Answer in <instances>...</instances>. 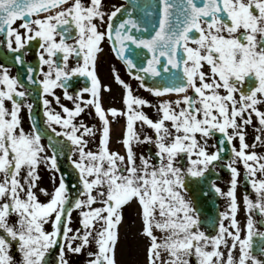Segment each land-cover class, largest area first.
Here are the masks:
<instances>
[{
	"label": "snow or ice",
	"instance_id": "snow-or-ice-1",
	"mask_svg": "<svg viewBox=\"0 0 264 264\" xmlns=\"http://www.w3.org/2000/svg\"><path fill=\"white\" fill-rule=\"evenodd\" d=\"M148 31L127 6L105 0H0V46L12 54L0 57V264H74L71 256L119 264L133 205L145 264H264V0H159L158 26L137 34ZM34 41L35 65L27 60ZM105 41L154 101L113 67L122 106L105 107ZM131 45L147 50L146 64L126 54ZM162 73L167 79L157 82ZM76 77L85 86L70 92ZM226 147L228 188L210 183L226 209L210 234L188 183L206 179ZM65 155L75 185L61 170ZM242 171L255 199L238 195ZM42 172L51 190L40 186Z\"/></svg>",
	"mask_w": 264,
	"mask_h": 264
},
{
	"label": "water",
	"instance_id": "water-1",
	"mask_svg": "<svg viewBox=\"0 0 264 264\" xmlns=\"http://www.w3.org/2000/svg\"><path fill=\"white\" fill-rule=\"evenodd\" d=\"M127 2L128 10L132 12V15L140 19L145 27L149 28L148 32L137 33L138 35H143L144 37L149 36L153 32V26H158V2L159 0H125ZM131 55L134 59V62L137 63V66L140 67L142 64H146V59L149 58L150 54L147 53V50L137 49L135 45H131L126 53ZM161 79H167V74L162 73L161 77L156 78V81L159 82ZM147 84L151 85L153 79L146 78L145 81ZM36 114L38 118H41V108H36ZM43 126V125H42ZM51 135V133L49 132ZM219 134H217L218 136ZM65 153L67 154L68 148H64ZM222 157L224 161H228L231 156L230 147H226L225 151L222 152ZM61 170L69 173L67 181L69 185H75L77 183L75 178V173L67 159V156L60 157ZM206 179L196 183H188V190L191 193V196L196 204L198 212L203 215H208L210 217V224L213 227L214 221L217 218V207H218V198L216 193L211 189L210 183L212 180L219 178V175L210 170L206 174ZM244 186L248 187L245 184ZM72 196L76 195V190L72 187L69 189Z\"/></svg>",
	"mask_w": 264,
	"mask_h": 264
},
{
	"label": "rangeland",
	"instance_id": "rangeland-1",
	"mask_svg": "<svg viewBox=\"0 0 264 264\" xmlns=\"http://www.w3.org/2000/svg\"><path fill=\"white\" fill-rule=\"evenodd\" d=\"M110 83H112V81ZM132 87L135 88L136 86L133 85ZM114 88L115 89L112 90V93L114 95L111 97L108 96L109 98L106 99V103L104 102L105 107L111 105V106H115V107L119 108L122 106L120 103V96L122 93V88L120 86H117V84L114 85ZM134 92H135V94H137V91H134ZM139 95L142 96L141 94H139ZM142 97L145 98V95ZM109 99H111V101ZM149 99H150V95H149ZM62 102L64 103L65 100L62 99ZM145 111L148 112V114L151 113L150 108H146ZM152 115L154 116V112ZM84 118L86 119L88 117L85 116ZM123 124H124L123 118H119V123H113L112 124V138H113V146L114 147H117L115 141H116L117 137H119V135L122 132ZM248 141H249V143L252 142V129H249ZM209 143H215L214 138L212 140H210ZM257 151H264V149H257ZM214 170L221 173L220 179L214 180V182L216 183L217 186H219L221 189L226 191L228 188V182L230 180V173L229 172H223L219 165H217ZM243 174L244 173L242 171L241 172V184L238 187V195L243 194L245 191L244 187L242 185ZM42 176H43V181H45V184H43L42 187H45V188H48L49 190H51L52 182L49 180L47 173L42 172ZM249 194L252 195V198L255 195V193L252 191V189H251V192ZM188 197L191 198L189 193H188ZM221 200H223V210L222 211H224L226 209V201L223 197H221ZM75 215L76 214L73 213L74 218H75ZM124 215H125L124 224H123L124 226L121 228V241H120V244L117 248L118 262H119V264H145V255H144V248H143L144 241L142 238H139L135 235L136 229L139 227V221H138V218L136 215L135 206L133 205L131 208H125ZM243 217H244V212H243V210H241L240 219L243 220ZM255 218H256V214H254V219ZM201 219L204 221V218L202 216H201ZM256 220H257V218H256ZM202 229L205 230L206 232L210 233V234H214L208 230V228L206 227L205 224L202 225ZM82 260H83L82 256H80L79 258L77 257L76 262L74 264H79L80 261H82ZM193 264H195V260H193Z\"/></svg>",
	"mask_w": 264,
	"mask_h": 264
},
{
	"label": "flooded vegetation",
	"instance_id": "flooded-vegetation-1",
	"mask_svg": "<svg viewBox=\"0 0 264 264\" xmlns=\"http://www.w3.org/2000/svg\"><path fill=\"white\" fill-rule=\"evenodd\" d=\"M105 3L107 5L119 6V5H125L126 2H125V0H105ZM109 10H111V9H109ZM19 22L20 21H17V23H19ZM69 42H71V41H69ZM36 47H37V45H36V42L34 41L33 44H32L31 50L29 51V53L27 55V60L30 61L33 65H35L37 63V58L35 56ZM102 47H103V52H101L99 54V63H98V75H99L101 81L104 84L111 85V89L112 90L115 89L114 85L116 83H115V81L113 79L112 71H111L112 68L115 67L119 71L121 77L125 81L129 82L132 86L133 85L136 86L133 89H134V91H137V95H139V94H141L142 96L145 95L146 99L154 101L155 98L150 93H148L147 91H145L144 89L139 87V81L133 79L131 76L128 75V72H127L125 64L121 60L117 59L115 57V55L111 52V50L109 48V44H108L107 41H105L103 43ZM0 57H2L4 60L9 61V62L12 60V54L8 53L6 51V49L4 47H2V46H0ZM72 63H74V62L71 61V59H70V64H72ZM16 72H17V68L13 67L12 68V73L16 74ZM111 81H112V83H110ZM83 86H85L84 78H82V77L73 78L72 87L69 88V91L72 92L76 88L83 87ZM117 86H119V85L117 84ZM56 93H57V95L61 96V99H63L62 91L60 89H56ZM103 95H104V102L106 103V99L111 97V96H113L114 94L111 91V92H105ZM149 95H150V99H149ZM49 99H51V97H49ZM109 100L111 101V99H109ZM64 103L67 104L69 107L71 106V103L69 101L65 100ZM152 114H153V110L151 109V113H149V115H152ZM23 116H24V127L27 129L30 122H29V120L27 118L26 110L23 113ZM86 120L88 122H90V123H96L97 122L95 120H91V118H89V117L86 118ZM97 135H99V133ZM90 146L95 148L94 144H92ZM138 151H145L146 152L147 151V146H142ZM43 184H45V181H43V179H42L40 186L42 187ZM38 196L40 197L41 200H45V197L42 194L38 193ZM253 199H255V195L253 196ZM222 210H223V200H221L220 212H222ZM256 218H257V221H259L261 219V217L259 215L258 216L256 215ZM257 225H258L257 227H260L259 224H257ZM75 257L74 256L70 257V259L74 263L76 262V258H77V257L76 258ZM53 260H54V256L50 259V261H53Z\"/></svg>",
	"mask_w": 264,
	"mask_h": 264
},
{
	"label": "bare ground",
	"instance_id": "bare-ground-1",
	"mask_svg": "<svg viewBox=\"0 0 264 264\" xmlns=\"http://www.w3.org/2000/svg\"><path fill=\"white\" fill-rule=\"evenodd\" d=\"M123 226H124V225H123ZM123 226H122V227H123ZM122 227H121V228H122Z\"/></svg>",
	"mask_w": 264,
	"mask_h": 264
}]
</instances>
